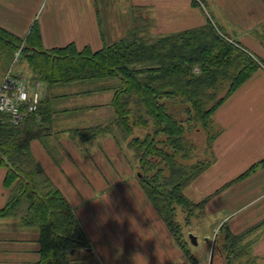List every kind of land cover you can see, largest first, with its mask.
Listing matches in <instances>:
<instances>
[{"label": "trees", "instance_id": "16d2710c", "mask_svg": "<svg viewBox=\"0 0 264 264\" xmlns=\"http://www.w3.org/2000/svg\"><path fill=\"white\" fill-rule=\"evenodd\" d=\"M193 4L197 1L193 0ZM20 47L32 79L44 82L48 89L114 79L106 87L113 91L114 118L105 124L72 129L71 134L86 141L114 133L115 126L129 139L140 163L146 199L183 247L180 223L176 220L178 207L187 219L205 213L207 200L196 202L184 190L211 164L179 160L178 156L188 159L194 148L187 137V125L199 120L205 129L209 128L215 110L264 67V60L231 39L210 18L202 26L155 38L143 34L140 25L135 24L122 38L99 50L89 45L80 49L74 42L44 48L38 22L25 38L0 26V59L3 52L14 57ZM223 88L224 95L218 96ZM54 99L45 92L35 110L24 107L17 123L0 111V167L6 169L4 186L10 191L0 208V218H18L22 227L37 230L36 264H75L79 249L92 250L90 237L32 148L33 141L39 140L52 152L49 138L56 112ZM180 113L185 117L181 118ZM144 128L147 131L143 136L136 134L137 129ZM217 134L211 136V142ZM260 162L264 164V159ZM263 224L264 221L234 233L224 223L218 232L230 247L241 243L238 250L233 248L230 252L250 256L246 239Z\"/></svg>", "mask_w": 264, "mask_h": 264}, {"label": "crops", "instance_id": "0c3cea01", "mask_svg": "<svg viewBox=\"0 0 264 264\" xmlns=\"http://www.w3.org/2000/svg\"><path fill=\"white\" fill-rule=\"evenodd\" d=\"M196 1L194 5L193 0H101L102 5L98 7L97 0H0V26L25 38L38 22L44 48L74 42L80 49L89 45L99 50L122 38L133 24L145 26L141 27L143 34L155 38L202 26L210 18L231 39L264 60V0ZM206 10H210L211 15ZM112 82H75L49 89L41 82L43 91L55 97L53 105L57 116L62 113L54 120L52 139H61L65 145L51 152L33 141L32 148L34 151L38 146L41 157L35 155L72 205L73 193L69 187L86 185L93 162L87 149L84 147V154L77 141L65 131L105 124L114 118L113 91L106 88ZM104 86L105 89H101ZM97 94L100 97L91 101ZM60 96L63 97L58 101ZM58 105L60 110L56 109ZM86 110L89 116L79 115ZM212 118L218 128L212 148L213 161L193 186L203 200L208 198L205 211L217 215L219 225L228 222L234 233H240L264 221V164H260L264 159V67L234 91ZM75 119L80 122L74 124ZM55 127L60 129L61 135ZM113 138L105 135L101 141L97 139V153L116 154L118 148L111 142ZM252 167L255 168L251 171ZM5 175L6 169L0 168V208L10 194L4 186ZM148 210L152 212L150 207ZM155 215L158 217L154 210L152 216L155 218ZM88 232L95 240L89 228ZM37 237V230L22 227L15 218L0 219V264H36ZM246 241L252 254L264 264V224ZM167 244L172 256L170 240ZM165 258L164 252L161 259Z\"/></svg>", "mask_w": 264, "mask_h": 264}, {"label": "rangeland", "instance_id": "374dc122", "mask_svg": "<svg viewBox=\"0 0 264 264\" xmlns=\"http://www.w3.org/2000/svg\"><path fill=\"white\" fill-rule=\"evenodd\" d=\"M97 2L98 7H100L102 5L101 0H97ZM99 9L103 13V9ZM210 12V10H206V13L211 15ZM141 27L144 28L145 26L142 25ZM21 52V47L15 52L14 57L5 56L6 52H3L4 55L0 59V82L4 79L7 72L11 71L15 75L26 78L30 88H35L38 83L40 90L43 91L41 82L32 79L33 75L29 63L22 57ZM109 81L114 82V79H110ZM224 93L225 89L221 90L218 96L224 95ZM62 97H58V101ZM99 97L100 94L93 95L91 101ZM59 107L60 105L56 109L60 110ZM171 108L174 109L173 106ZM88 110L80 112L79 115L89 116ZM60 114L57 116L55 112L54 120L55 118L59 119ZM179 116L181 118L185 117L181 113ZM79 122L80 119H75L74 124ZM192 124L187 125V137L193 143L194 148L188 159L178 156L179 160L188 164H194L197 161L212 162L214 156L212 150L214 141L211 142V136L218 132L217 125L214 123L212 117L209 128L207 129L204 128L202 122L199 120L197 123ZM61 127L62 125L59 128L61 129ZM75 128L68 129L69 131L65 132L68 136L70 134L71 137H69L74 142L77 141V145L80 146L83 152L85 151L84 147L87 149L86 153L92 158L93 162V169L90 171V180L85 181L86 185H71L69 187L73 193L71 199L73 202L72 206L76 210V213H78V217L82 220V224L90 237L92 247V250H89L91 252L85 248L79 249L74 256L78 261L75 264L262 263L261 259H257L252 254L250 246V256L245 255V253L236 254L235 252H230L233 248L238 250V246L241 243L230 247V244L223 234L218 232L220 226L228 222H223L219 225L217 215L208 211H205L202 215L196 214L190 219H187L186 213L181 207H178L176 220L180 223L181 239L184 242V246L180 247L166 222L158 214L159 219L156 215L154 218L152 216V213H154L152 205L150 202H144L146 201V195L142 190L140 180L142 171L134 149L129 146V139L124 138L117 130V127L113 126L114 133L99 135L84 141L82 138L78 136L74 137L71 134V130ZM54 129L61 135L59 132L60 129H57V127ZM138 130H136V134L142 136L147 131L145 128L140 131ZM105 135H114L115 139L113 138L111 142L117 146L119 152L117 151L116 154L111 151L109 153H104V151L100 154L97 153L98 142L96 140L99 139L101 141ZM49 139L54 150L58 146L65 145L61 143V139H52V136ZM35 141L40 143L39 147L42 145L39 140ZM34 151L38 157H41L38 146L34 148ZM88 151L92 153L90 154ZM86 153L84 152V154ZM74 154L77 155L76 152ZM195 181L196 179L186 186L184 191L190 199L198 202L203 200V198L198 195L193 186ZM148 207L151 208L152 212L148 210ZM15 219L19 221L18 218ZM87 227L93 233L95 240L90 236ZM191 233L197 236V244L191 242ZM204 237L209 241L206 242ZM167 240H170L171 246H173V255L171 254L173 257L169 256L171 247L167 244ZM101 251L103 252L102 255H100ZM164 252L167 254L166 260L161 259L163 258ZM212 255L213 259L211 261ZM229 259L230 261H228Z\"/></svg>", "mask_w": 264, "mask_h": 264}, {"label": "built area", "instance_id": "2783aa9c", "mask_svg": "<svg viewBox=\"0 0 264 264\" xmlns=\"http://www.w3.org/2000/svg\"><path fill=\"white\" fill-rule=\"evenodd\" d=\"M43 95L38 83L32 89L26 78L8 71L0 82V111L8 113L17 123L24 113V107L35 110Z\"/></svg>", "mask_w": 264, "mask_h": 264}, {"label": "water", "instance_id": "95a60500", "mask_svg": "<svg viewBox=\"0 0 264 264\" xmlns=\"http://www.w3.org/2000/svg\"><path fill=\"white\" fill-rule=\"evenodd\" d=\"M190 239H191L192 243H195V244L198 243L197 236L194 235V234H192V233H191V235H190ZM212 259H213V255H212V257H211V261H212Z\"/></svg>", "mask_w": 264, "mask_h": 264}]
</instances>
